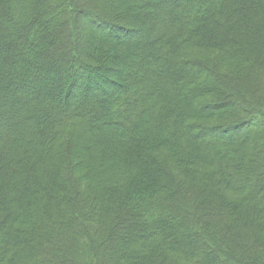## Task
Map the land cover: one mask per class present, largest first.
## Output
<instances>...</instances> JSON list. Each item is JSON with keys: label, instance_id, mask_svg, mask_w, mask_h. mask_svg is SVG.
Instances as JSON below:
<instances>
[{"label": "trees", "instance_id": "obj_1", "mask_svg": "<svg viewBox=\"0 0 264 264\" xmlns=\"http://www.w3.org/2000/svg\"><path fill=\"white\" fill-rule=\"evenodd\" d=\"M71 5L0 0V264H264V0Z\"/></svg>", "mask_w": 264, "mask_h": 264}, {"label": "rangeland", "instance_id": "obj_2", "mask_svg": "<svg viewBox=\"0 0 264 264\" xmlns=\"http://www.w3.org/2000/svg\"><path fill=\"white\" fill-rule=\"evenodd\" d=\"M170 1L172 0H69V3L72 4L71 5L72 7L73 6L78 7V4H79V7L83 5L87 7L90 12L93 10L101 12L106 17L107 16L113 17L114 19L112 20H115L117 22H123L126 25H129L130 23H132L133 28L137 29L138 26L136 25L137 22L134 21L135 19H141V18L145 19L144 18L145 14H147L150 10L159 11V12L161 11V13L165 14L166 7L167 5H169ZM149 4L151 5L149 6ZM74 11L75 10H73V12ZM130 15H132V17ZM72 16H73V13H72ZM91 19L92 18L90 19L88 17L86 18L84 15H81V14L75 17V24L77 28L76 29L77 30L76 31L77 32L76 33L77 60L85 63L86 65L89 66V68L95 69L96 71H97L96 68L101 67L99 68L100 71L101 69H104V71H107V73L105 74L109 76V80H112L117 77L118 72H119V71L117 72L118 65H119L117 59L111 56L112 58L110 60L104 61L103 63L100 62L101 64H96L97 61L94 63L90 61L88 58L84 59L86 58L83 56L84 53L92 52V54L95 55V53H97V51L100 50V48L102 49L103 47L102 41L109 43V44L116 42V41H121V42L137 41L139 34L132 36L129 32L128 34L125 33L126 30L121 29V28L113 32L107 30V28L100 30L99 28H97L91 23L90 21ZM159 19L160 17L157 14L155 17L152 18V21L156 22ZM5 30L8 35V36L6 35L5 38L7 39L9 38L8 40L6 39L8 42L14 35H13L12 30L8 28ZM50 35L51 34H49V37L51 38ZM91 46H93V48H91ZM61 54H63V52H61ZM2 58L3 57H1L0 55V61ZM62 62L63 61H61V63ZM7 70H10V69L8 68ZM56 79H58V77H54L53 80H56ZM45 82H47V80ZM5 86H7L6 83H5ZM7 87L8 89L6 88L5 91L6 93H8V91L10 93V88L9 86ZM0 93H1L0 96L4 95L3 91H1ZM1 100L3 101V99ZM8 104L10 105V102L6 101V106ZM197 139L199 140L213 139V136H211L209 132L203 131V132L197 133Z\"/></svg>", "mask_w": 264, "mask_h": 264}, {"label": "bare ground", "instance_id": "obj_3", "mask_svg": "<svg viewBox=\"0 0 264 264\" xmlns=\"http://www.w3.org/2000/svg\"><path fill=\"white\" fill-rule=\"evenodd\" d=\"M75 79H77V77H75ZM70 90L73 91L74 90V87H71Z\"/></svg>", "mask_w": 264, "mask_h": 264}]
</instances>
